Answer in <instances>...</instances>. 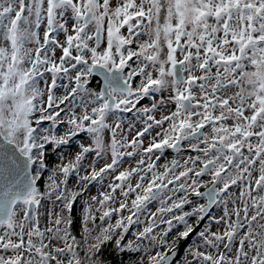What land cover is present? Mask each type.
<instances>
[{
	"label": "snow or ice",
	"instance_id": "1",
	"mask_svg": "<svg viewBox=\"0 0 264 264\" xmlns=\"http://www.w3.org/2000/svg\"><path fill=\"white\" fill-rule=\"evenodd\" d=\"M194 233L183 264H264V0H0V264Z\"/></svg>",
	"mask_w": 264,
	"mask_h": 264
},
{
	"label": "flooded vegetation",
	"instance_id": "2",
	"mask_svg": "<svg viewBox=\"0 0 264 264\" xmlns=\"http://www.w3.org/2000/svg\"><path fill=\"white\" fill-rule=\"evenodd\" d=\"M148 102L149 101L147 99H145L144 103H148ZM128 118L130 119L131 116L129 115ZM82 137H83V135L80 138H82ZM173 155H175V153L172 152L171 150H169L168 158L170 159ZM50 161L53 165L56 163L54 160H50ZM76 213H78L77 210H76ZM219 214H221V210L219 208H213L211 215L217 216ZM210 223H211V221L206 218L204 221H202L201 225L197 227L196 232L198 233L199 231L203 230L204 226L208 225ZM178 227L180 230H182V226H178ZM212 227H213V230H216V226L214 223L212 224ZM134 230L135 229H133V231ZM175 233H176V229H174L173 232L170 233V238L175 236ZM128 238L130 239L131 235H129ZM199 242H200L199 238H198L197 234H195V233L192 234L187 240L179 241L178 246H177V253L174 257H172V264H183V262L186 258L191 259V257L188 256L189 248L191 246L199 243ZM105 259H106L107 264H131V262L134 261L135 259H138V257L137 256H130V255L125 254V253H121L120 251L116 250L115 248L110 247L105 253Z\"/></svg>",
	"mask_w": 264,
	"mask_h": 264
},
{
	"label": "rangeland",
	"instance_id": "3",
	"mask_svg": "<svg viewBox=\"0 0 264 264\" xmlns=\"http://www.w3.org/2000/svg\"><path fill=\"white\" fill-rule=\"evenodd\" d=\"M45 126H47V125H45ZM83 139H87V137H86V136H83L82 138H80V139L77 140V143H79L80 140H83ZM54 161L57 162L56 155H55V159H54ZM93 193H95V188H93ZM76 210L78 211V213H76ZM75 215H76L77 217H79V215H80V206H79V205H77L76 208H75ZM76 227H77V229L79 228V222H78V221H77V225H76ZM131 238H132V237H131Z\"/></svg>",
	"mask_w": 264,
	"mask_h": 264
},
{
	"label": "trees",
	"instance_id": "4",
	"mask_svg": "<svg viewBox=\"0 0 264 264\" xmlns=\"http://www.w3.org/2000/svg\"><path fill=\"white\" fill-rule=\"evenodd\" d=\"M55 159V153H50V160H54Z\"/></svg>",
	"mask_w": 264,
	"mask_h": 264
}]
</instances>
